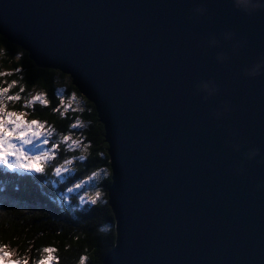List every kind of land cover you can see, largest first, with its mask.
I'll return each mask as SVG.
<instances>
[{
	"label": "water",
	"instance_id": "water-1",
	"mask_svg": "<svg viewBox=\"0 0 264 264\" xmlns=\"http://www.w3.org/2000/svg\"><path fill=\"white\" fill-rule=\"evenodd\" d=\"M225 29L244 44L218 64L205 40ZM0 34L69 75L103 125L115 239L101 264H264V75L240 71L264 54V10L242 14L232 0H0ZM207 77L219 91L202 99L193 86ZM248 147L259 149L251 160Z\"/></svg>",
	"mask_w": 264,
	"mask_h": 264
},
{
	"label": "trees",
	"instance_id": "trees-1",
	"mask_svg": "<svg viewBox=\"0 0 264 264\" xmlns=\"http://www.w3.org/2000/svg\"><path fill=\"white\" fill-rule=\"evenodd\" d=\"M0 73V87L15 81L7 95H20L19 100L6 102L7 109L23 111L26 120L46 122L53 129L51 140L58 142L56 156L45 166L44 174L9 171L0 166V246L10 251L8 258L13 264L17 260L20 264H40L41 260L44 264H81V257L86 258L84 264H101L114 243L115 230L107 203L111 182L107 144L94 105L73 86L69 75L37 66L23 48L1 34ZM61 83L63 89H59ZM59 90L67 103L60 98ZM35 93L43 94L48 105L25 107ZM72 95L77 97L73 103L69 102ZM69 133L81 141L78 148L70 149L61 142L62 136ZM85 144L87 148H83ZM65 158L73 159L69 166L72 170L56 176L52 168ZM97 168L106 170L107 177L93 180V186L85 184L79 190L67 191ZM96 186H102L103 199L96 205L79 204V195L85 191L91 194ZM46 248L53 251L45 252Z\"/></svg>",
	"mask_w": 264,
	"mask_h": 264
},
{
	"label": "snow or ice",
	"instance_id": "snow-or-ice-1",
	"mask_svg": "<svg viewBox=\"0 0 264 264\" xmlns=\"http://www.w3.org/2000/svg\"><path fill=\"white\" fill-rule=\"evenodd\" d=\"M0 75H3V73H0ZM12 84H15V81ZM12 84H9L8 87H0V166L5 167L9 171L19 169L24 172L44 174L45 166L49 165L56 156L58 142L51 140L53 129L46 122L35 119L26 120L24 119L25 113H18L7 109V101L20 99L19 93L7 95ZM23 90V86H21L20 92H23ZM36 103H39L41 106H47L49 101L43 94H36L31 96L24 106L31 107ZM101 126L103 127V125ZM61 142L65 144L70 142L71 147L80 145V141L72 140L71 136L67 134L62 136ZM26 145H32V147L26 148ZM87 147V144L83 145V148ZM84 159L85 157L81 155L80 160L83 161ZM108 163L111 165V156L108 158ZM72 164L73 159L65 158L62 163L52 168V172L56 176H61L63 173L72 170L69 167ZM107 175L108 172L106 170L97 168L90 175L84 176L83 179L78 180L71 187L67 188V191L72 192L74 189H81L85 184L101 176L107 177ZM103 197L102 186H96L91 191V194L85 191L80 196V200L82 203L87 202L96 205ZM44 251L51 252L53 249L46 248ZM85 259V257H81V264H84ZM0 260L5 261V264H13L8 258L7 251L2 246H0ZM15 264H20V261H15ZM40 264H44V261L41 260Z\"/></svg>",
	"mask_w": 264,
	"mask_h": 264
},
{
	"label": "clouds",
	"instance_id": "clouds-1",
	"mask_svg": "<svg viewBox=\"0 0 264 264\" xmlns=\"http://www.w3.org/2000/svg\"><path fill=\"white\" fill-rule=\"evenodd\" d=\"M232 5L238 12L246 15L264 10V0H232ZM204 11L205 9L202 5H196L192 9V14L194 17H199L203 15ZM243 44L244 41L238 38L230 29H225L218 33H210L205 40L206 47L215 49L214 59L218 64L228 62L231 55L235 54ZM240 71L242 75L249 78L264 75V54H260L255 60L243 65ZM193 87L194 91L200 95L202 99L215 96L219 91L217 82L211 77L201 78L195 82ZM228 110L229 104L225 101L221 104L220 108L217 109L215 115L219 116L221 113H226ZM231 147L235 151H240L242 145L239 142H232ZM258 153V148L248 147L241 152V155L244 159L251 160L256 157Z\"/></svg>",
	"mask_w": 264,
	"mask_h": 264
},
{
	"label": "rangeland",
	"instance_id": "rangeland-1",
	"mask_svg": "<svg viewBox=\"0 0 264 264\" xmlns=\"http://www.w3.org/2000/svg\"><path fill=\"white\" fill-rule=\"evenodd\" d=\"M59 85H60L59 87H61V88H59V89H63V87H62L63 83H61V84H59ZM60 91H61V90H59L60 98H61L63 101L66 102L67 100L63 99V95H61V92H60ZM36 94H38V93L32 94L31 96L36 95ZM39 94H41V93H39ZM31 96H30V97H31ZM73 99H77V97L74 96V95H72L71 98H69V102L73 103ZM74 102H75V101H74ZM76 102H77V101H76ZM66 103H67V102H66ZM8 110H10V111H14V112H18V113H19V112H23V111H17V110H12V109H8ZM23 113H24V112H23ZM24 119H26V118H25V115H24ZM76 124H77V122L75 123V127L77 126ZM75 127H72V128H73V131H74V129H76ZM67 135H68V134H67ZM69 135L71 136V139H72V140L80 141L79 138H77V137H73L72 134L69 133ZM34 143H35V142H34ZM80 145H81V141H80ZM66 146H67L68 148H70V149H75V148H78V147H79V145L76 146V147H71V143H70V142L67 143ZM25 147H26V148H31L32 145H26ZM87 185H92V186H93V185H94V181H93V182L91 181L90 183H87ZM87 189H88V186H87L86 190H87ZM76 190H79V189H76ZM83 193H84V192H83ZM83 193H81V194L79 195V204H82V202H81V200H80V196L83 195ZM64 195L68 198V193H66V194H64ZM5 250H6V249H5ZM7 253H8V255H11L9 250L7 251ZM22 260H23L24 263L27 262L25 259H22ZM0 264H3V262H1ZM46 264H51V263H50V262H47Z\"/></svg>",
	"mask_w": 264,
	"mask_h": 264
}]
</instances>
